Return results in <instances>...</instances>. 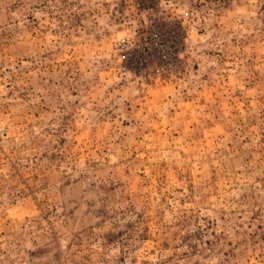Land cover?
<instances>
[{
  "label": "rangeland",
  "instance_id": "1",
  "mask_svg": "<svg viewBox=\"0 0 264 264\" xmlns=\"http://www.w3.org/2000/svg\"><path fill=\"white\" fill-rule=\"evenodd\" d=\"M139 1L0 0V264H264V0Z\"/></svg>",
  "mask_w": 264,
  "mask_h": 264
},
{
  "label": "built area",
  "instance_id": "2",
  "mask_svg": "<svg viewBox=\"0 0 264 264\" xmlns=\"http://www.w3.org/2000/svg\"><path fill=\"white\" fill-rule=\"evenodd\" d=\"M137 5L140 6L138 0ZM149 31L141 32L139 38L134 42L123 39L119 45L122 57V69H145L152 67L158 72L172 68L176 61V40L179 38L167 37L166 32L160 28L155 18L150 19Z\"/></svg>",
  "mask_w": 264,
  "mask_h": 264
}]
</instances>
